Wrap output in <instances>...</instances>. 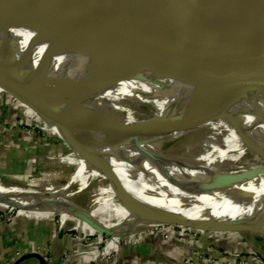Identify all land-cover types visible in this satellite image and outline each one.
<instances>
[{"label": "bare ground", "instance_id": "1", "mask_svg": "<svg viewBox=\"0 0 264 264\" xmlns=\"http://www.w3.org/2000/svg\"><path fill=\"white\" fill-rule=\"evenodd\" d=\"M230 1L195 0L200 9ZM58 16L70 19L72 25L54 24L51 19ZM80 21L83 26L77 31ZM34 67L41 73L40 86L28 77ZM0 68L52 122L54 116L33 93L54 106L71 136L82 139L91 161L97 152L87 141L88 133L118 162L93 165L69 178L65 186L50 187L44 194L33 185L8 186L0 180V195L8 197L10 203H5L10 207L82 216L117 237L133 229H162L178 220L201 223L210 231L218 230V225L264 231V163L250 168L240 164L247 154H257L264 161V72L228 70L196 61L105 0H0ZM202 68L211 73H194ZM51 95L72 103L76 110L52 101ZM138 104L150 117L139 113ZM70 116L92 129L69 125ZM112 123L137 129L102 130ZM182 124L188 125V134L180 132ZM162 129L165 134L158 136ZM189 135L194 140L179 153L166 156L159 150L161 141H179ZM140 179L213 209L219 216L198 217L176 210ZM105 182L110 187L107 192L93 189ZM123 184L136 190L144 206L158 213L160 220L127 224L118 230L90 215ZM89 190L93 195L87 211L75 200Z\"/></svg>", "mask_w": 264, "mask_h": 264}, {"label": "rangeland", "instance_id": "2", "mask_svg": "<svg viewBox=\"0 0 264 264\" xmlns=\"http://www.w3.org/2000/svg\"><path fill=\"white\" fill-rule=\"evenodd\" d=\"M33 96L43 108L49 107L48 104L44 103L40 98L39 93H33ZM14 99L16 98L4 92V90L0 92V136H3L0 140V146H5L8 147L9 150H14L16 155H18L16 157H19L16 162H11V164H14L16 167L9 166L6 175L0 174V179L8 186L29 188L28 186L33 185V189L42 194L46 193L50 187L60 188L65 186L69 178H74L82 172V170H80L82 167L77 168V164L63 162L66 157H71L76 161V157L68 144L71 137L64 133L62 134L60 131L54 132L49 127V125L52 124L39 114L35 113L34 118L29 119L22 108L17 107L15 110L14 108L18 103L21 102L20 104L22 105L27 104L20 100H18L20 102L14 103ZM136 109L139 110V113L148 114V111L139 104L136 105ZM147 117L150 116L147 115ZM9 132H14L18 135L16 137H19L20 141L8 146V136L6 134ZM180 132L184 135L188 134V125L182 124L180 126ZM88 137L89 136H87V138ZM192 139L194 140V135H189V137L179 141L167 138L159 143V150L166 156L179 153L185 144ZM93 147L98 152L97 160L93 164L94 166L107 167L110 164L118 163L115 158L110 156V152L105 150L99 142H95ZM29 160L33 162V167L24 171V167H22L21 164H27ZM258 163H264V161L257 154H247L240 161V164L246 168H250ZM17 165H19V167H17ZM86 168L87 166L83 168V171L84 169L86 170ZM107 184L108 182L97 184L93 189L101 191V193L107 192L110 188L109 184ZM88 192L89 193L75 200L77 205L83 207L87 211H89V209H86V207H88L91 202L93 190H89ZM115 194L113 193V195ZM1 197L8 198L7 196ZM167 199L168 198L163 200L169 201L170 207L176 210H182V212L193 213L198 217L213 218L219 216L215 210L200 206L187 197L173 196V200L170 198ZM4 206L9 205L4 204ZM141 207L142 205L129 204L125 209L117 205L116 202H111L106 205H99L95 209L90 210L89 213L98 221L99 219L97 216H100L103 219L113 220L114 223H119L124 221L127 216L132 221L141 220ZM13 208L14 207H12V209ZM17 211L18 209L14 208L12 211L13 214L0 213V225L6 222L8 224L12 223L13 217ZM62 216L63 215L60 213L54 214L55 223L58 227L62 224ZM71 217H75V215ZM166 226L167 227L160 229L159 233L165 241H169L171 237L174 236L176 239L186 242V245L189 246L188 256L182 258L180 264H264V231L258 230L252 226L243 227L239 225L238 230L240 231L235 229L208 231L183 227L177 224H167ZM108 227L110 226L108 225ZM170 227L174 228V231H170ZM145 231V229H133L126 233L136 234ZM114 236L115 234L111 235V237L108 236L107 240L100 245L99 256L105 253L107 243L111 241ZM76 239L89 242L91 237L85 238L77 234ZM118 245L119 244H117V246ZM42 250L43 248L40 247L38 252L41 253ZM15 254L18 259L20 256H23L20 251H17ZM94 264L99 263L97 262Z\"/></svg>", "mask_w": 264, "mask_h": 264}, {"label": "crops", "instance_id": "3", "mask_svg": "<svg viewBox=\"0 0 264 264\" xmlns=\"http://www.w3.org/2000/svg\"><path fill=\"white\" fill-rule=\"evenodd\" d=\"M2 91L3 90L0 89V92ZM18 102L20 101L14 99V103ZM20 103H18L14 109L16 110L17 107L22 108L29 119L34 118L35 113L41 114L32 105L27 103V105H22ZM48 106L49 107L44 108V110L54 116L55 119V122L51 121L52 125H49V127L54 132L60 131L62 134L64 133L71 137L68 144L76 157V161L71 157H66L63 162L77 164V168L82 167V169H80L82 171L83 168L87 166L86 170H89L97 160V150L96 157L91 161L83 148L82 139H74L66 129L62 116L53 105L48 104ZM47 120L50 121L49 119ZM6 135L8 136V146L20 141L19 137H16L18 135L14 132H9ZM88 136L87 141L90 145L93 146L95 142H99L91 134L88 133ZM2 137L3 136H0V140ZM16 156L18 155H16L14 150H9L8 147L0 146V174L6 175L9 166L16 167L14 164H11V162H16L17 158H19ZM32 164L33 162L29 160L27 164L23 163L21 166L24 167V171H26V169L29 170L33 167ZM17 167H19V165H17ZM140 180L141 181H138L139 183L148 187L167 205L170 204L169 201L163 199H172L173 196L181 197L177 193L165 189L153 182ZM0 200L4 201H0V213L13 214L12 211L14 208L12 209L10 206H4V204L8 205L7 203H10V200L1 197V195ZM111 202H116L117 205L125 209L129 204L142 205V218H140L141 220L132 221L127 216L124 221L114 223L113 220L103 219L96 215L99 221H101L100 224L106 225L107 227L110 224V227L119 230L127 224L132 226L144 225L160 220L159 214L146 208L141 197L129 184L121 185L116 194L108 197L107 202L101 205H106ZM24 207L31 208L28 206ZM62 218H64L62 224L58 227L55 223L54 213L49 214V212L18 209L13 217L12 223L8 224L6 222L0 225V264H18L19 259L15 254L17 251H20L22 255L39 253L38 249H40V247H42L43 250L39 254L44 257L46 264H94L97 262L99 264H180V260L188 256L189 253V246L186 245V242L176 239L173 235L169 241H165L159 235L160 229H145L146 231L141 233L130 234L125 232L124 234H120V237L114 236V238L107 243L105 253L99 256L100 245L107 240L108 236L111 237V235L100 233L96 228L97 224L90 223L85 217L63 215ZM77 234L85 238L91 237V240L89 242L77 240ZM119 242L121 243L119 244ZM117 244L119 245L117 246ZM19 264H41V261L36 258H28Z\"/></svg>", "mask_w": 264, "mask_h": 264}, {"label": "water", "instance_id": "4", "mask_svg": "<svg viewBox=\"0 0 264 264\" xmlns=\"http://www.w3.org/2000/svg\"><path fill=\"white\" fill-rule=\"evenodd\" d=\"M105 1L142 24L153 34L176 45L196 61L228 70L264 72V0H232L223 6L201 9L195 0ZM51 21L54 24L72 25L70 19L59 16ZM82 26L83 21L77 23V31H80ZM139 44L143 45L142 42ZM201 71H194V73H199V75L211 73L206 68H202ZM2 72L0 68V88L17 100L37 107V103L22 93L13 83L11 75ZM28 77H31L38 86L43 82L41 73L35 67L28 71ZM51 96L52 101L65 108L76 110L72 103L56 95ZM40 112L44 115L43 111L40 110ZM43 115L40 114L46 119ZM67 123L76 125L80 130L92 129L75 116L67 117ZM117 127L125 132L137 129L134 126L112 123L104 126L102 130L111 131ZM158 132V136L165 134L164 129ZM178 221L171 224L210 231L201 223L191 224ZM89 222L95 224L92 221ZM96 228L100 233L114 234L105 227L97 225ZM217 228L218 230L232 229H223L221 225ZM28 258H36L41 261V264H46L44 257L39 253L23 255L18 260V264Z\"/></svg>", "mask_w": 264, "mask_h": 264}, {"label": "built area", "instance_id": "5", "mask_svg": "<svg viewBox=\"0 0 264 264\" xmlns=\"http://www.w3.org/2000/svg\"><path fill=\"white\" fill-rule=\"evenodd\" d=\"M22 256L19 257V259L21 258Z\"/></svg>", "mask_w": 264, "mask_h": 264}]
</instances>
